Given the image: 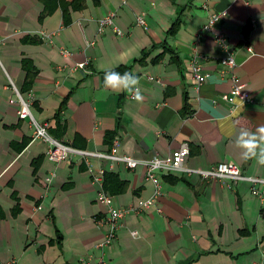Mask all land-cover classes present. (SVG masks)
Here are the masks:
<instances>
[{
    "label": "crops",
    "instance_id": "0c3cea01",
    "mask_svg": "<svg viewBox=\"0 0 264 264\" xmlns=\"http://www.w3.org/2000/svg\"><path fill=\"white\" fill-rule=\"evenodd\" d=\"M43 1L0 0V264L97 261L104 235L98 222L106 216L88 165L49 162L46 144L32 140L33 129L10 103V80L31 96L32 114L49 129H55V113L66 100L61 142L77 149L107 153L117 142L118 155L149 160L187 144L185 166L208 170L230 162L246 175L264 177V166L242 161L233 143L240 128L255 131L264 125V0H85L68 26L62 25L60 9L40 21ZM113 12L124 36L115 37L110 28L99 34L98 21ZM210 12L226 13L216 31L227 36L238 64L235 75L250 90V103L221 99L232 86L219 65L226 51L207 34L197 41ZM138 16H144L145 29L136 24ZM177 18L180 27L169 37ZM24 37L40 41L24 44ZM164 42L171 52L159 63L151 60L163 47L152 50L144 64L134 63L143 51ZM194 51L202 55L199 64L208 75L199 90L190 66ZM24 58L38 71L29 93L22 90ZM121 66L139 78L142 103L127 92L105 88V72ZM107 133H114L110 144L104 141ZM23 140L28 144L20 150ZM89 166L129 183L126 193L113 197L117 207L154 198V184L145 181L143 166L130 170L97 159ZM50 173L55 176L46 189L43 179ZM164 178L156 207L124 219L103 253L108 264H264V207L249 184L184 174ZM57 229L61 249L55 243ZM245 229L249 234L240 235Z\"/></svg>",
    "mask_w": 264,
    "mask_h": 264
},
{
    "label": "built area",
    "instance_id": "2783aa9c",
    "mask_svg": "<svg viewBox=\"0 0 264 264\" xmlns=\"http://www.w3.org/2000/svg\"><path fill=\"white\" fill-rule=\"evenodd\" d=\"M206 8V7H205ZM226 16L225 12L214 13L210 12L208 16L207 23L198 33V42L201 40L204 34L211 36L214 43L221 49L226 51V55L221 57L219 60V65L222 67V71L226 77L231 80L232 86L228 94L221 95V99L224 102L232 103L235 99H238L241 104L250 103L252 96L250 90L246 84L241 83L237 76L235 75V69L238 66L235 60V54L229 50V44L227 36L223 35L217 30L218 23ZM116 14L110 13L108 16L103 17L98 21L99 34H103L107 28H110L115 35V37L124 36L122 30L115 25ZM136 24L146 28L147 24L145 22L144 16H138L136 18ZM247 50L252 53L250 47ZM63 55H69L70 52L67 50H62ZM202 55L194 51L191 56L190 66L193 74V79L195 80V88L199 90L202 85L206 82L207 74L202 71V66H200V61ZM78 68L84 69L86 64L79 63ZM9 86L13 91L14 97L10 100L11 104L17 105V115L19 119L27 121L31 128L33 129L32 140H40L46 144L45 157L47 160L55 164L65 163V162H79V160L85 162L88 165V170H90L93 176V183L100 186V191L98 193V202L106 208V216L99 220L98 225L103 230V239L98 244V249L102 252V256L93 261L91 259L82 260L81 264H108V261L103 256L106 249L111 247L115 242L118 235V231L122 228V223L127 216L147 212L152 206L157 205V200L162 195L161 185L162 178L169 175L184 174L187 176L197 175L203 181H222L231 180L235 182H245L250 185V193L254 195L264 207V177L249 176L246 175L239 165H235L230 162H223L214 165L208 170L192 168L185 166V162L190 155L189 146L187 144L182 145L179 150L171 151L165 158L158 155L153 156L149 160H143L138 158H133L128 155H118L116 152L117 142H114L113 147L107 153L104 152H90L83 149H76L66 143H62L55 138H53L49 133V124L47 122L39 121L34 114H32V107L34 100L29 94L25 95L14 86L13 82L9 81ZM93 159L101 160L107 162L112 167L114 164L124 165L125 168L130 170H136L137 167L143 166L146 168L145 181L153 183L155 187V195L152 200L141 201L137 206L133 205L130 207H117L115 205L114 198L107 195L103 190V176L106 170L100 169L97 172L92 170L89 166L90 161ZM55 174L50 173V175L44 177L43 186L48 189L53 181ZM133 237L137 236V232H132ZM8 264H18L15 260L10 261Z\"/></svg>",
    "mask_w": 264,
    "mask_h": 264
},
{
    "label": "trees",
    "instance_id": "16d2710c",
    "mask_svg": "<svg viewBox=\"0 0 264 264\" xmlns=\"http://www.w3.org/2000/svg\"><path fill=\"white\" fill-rule=\"evenodd\" d=\"M44 4V9L42 11V14L40 15V21H42L48 14H51V12H53V10L55 9H60L61 13L63 14V26H68L71 23V14L74 13V11H81L85 8V0H73L71 2H67L65 0H45L43 1ZM180 21L177 18L174 22L173 25L171 27V29L168 31L167 35L169 37H173L175 35V33L177 32V30L180 27ZM39 39L36 37H24L23 39H21V43L24 44H36L39 43ZM158 47H163V53L156 57L155 59L151 60V63H159L163 57V55H165L166 52L170 53L171 50L168 47V44L166 42H164L161 45H153L150 49H147V51H143L142 56L135 60L134 63H139V64H144L145 61L147 60V58L150 56L151 51L158 48ZM21 67L22 70L26 72V77H25V81L23 84V92L25 93H29L31 91V89L33 88V82L34 79L38 73L37 69L35 68L33 62L27 58H24L21 61ZM131 68L129 66H121L118 69L114 70L116 72H119L121 74H123L124 72H130ZM65 105H66V100H64L61 104V106L58 108V110L55 113L54 119H55V129H49V133L50 135L55 138L56 140L60 141L62 140V137L65 134V125L60 124V119L61 116L63 115V110L65 109ZM113 134L114 133H107L105 135L104 141L105 143H112L113 141ZM28 144V140H23L21 142V145L19 146V149L21 150L22 148H25ZM112 145V144H111ZM74 148L75 145H73ZM77 149V148H76ZM79 149V148H78ZM41 162V158L36 159V161L33 162L34 165V172H36L37 168L39 167ZM167 177V176H166ZM166 179V178H164ZM175 182V181H172ZM103 190L107 195H110L112 197L115 196H119V195H123V193H126L129 189V183H127L126 181H121L119 179V176L115 173H111V172H106L103 176ZM68 187V186H67ZM66 187V188H67ZM19 211V208L16 207L13 211H12V216H16L17 213ZM56 234H57V239L55 240L59 246V248H62V243L60 242V233L59 230H56ZM240 235H248L249 232L248 230H240L239 232ZM53 242V241H52ZM51 242V243H52Z\"/></svg>",
    "mask_w": 264,
    "mask_h": 264
},
{
    "label": "clouds",
    "instance_id": "9594fccd",
    "mask_svg": "<svg viewBox=\"0 0 264 264\" xmlns=\"http://www.w3.org/2000/svg\"><path fill=\"white\" fill-rule=\"evenodd\" d=\"M104 85L113 92H127L137 103H142L145 99L139 86V78L131 72L121 74L106 71ZM233 143L242 161H255L257 165L264 166V125L258 126L255 131L240 128Z\"/></svg>",
    "mask_w": 264,
    "mask_h": 264
}]
</instances>
